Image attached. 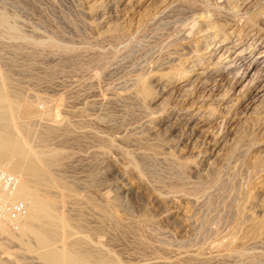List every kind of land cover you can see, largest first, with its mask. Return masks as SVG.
Here are the masks:
<instances>
[{
  "label": "rangeland",
  "instance_id": "obj_1",
  "mask_svg": "<svg viewBox=\"0 0 264 264\" xmlns=\"http://www.w3.org/2000/svg\"><path fill=\"white\" fill-rule=\"evenodd\" d=\"M114 1L0 0V81L76 191L61 209L82 248L111 264H264V0H136L102 19ZM52 103L61 125L40 119ZM0 253L37 263L8 236Z\"/></svg>",
  "mask_w": 264,
  "mask_h": 264
},
{
  "label": "bare ground",
  "instance_id": "obj_2",
  "mask_svg": "<svg viewBox=\"0 0 264 264\" xmlns=\"http://www.w3.org/2000/svg\"><path fill=\"white\" fill-rule=\"evenodd\" d=\"M137 1H139V0H137ZM233 1H235V0H233ZM153 2H154V0H153ZM137 4L138 3L136 2V0H127L126 2H122V0H115L114 2L106 5V9L103 11L104 14H102L103 15L102 19L105 20V19L117 18L119 15H121V13L123 11H131V9H133V8L135 9ZM91 7L93 9H95L96 5L93 4ZM240 9H242V8H240ZM234 15H235V13H234ZM3 16L2 15L0 16V27L8 25V22L5 20V18ZM256 16H258V15H256ZM99 17L101 18L100 15H99ZM203 17L205 18V16H203ZM199 18H201V17L199 16L198 19ZM196 19L197 18H195V21H196ZM97 20H99V18ZM212 20H214V19H212ZM116 21L117 20H115V22ZM211 21L209 23H213ZM110 22L112 23V21H109V23ZM201 22L203 25V21H201ZM12 24H14V23H12ZM12 24H11V26H12ZM102 24H104V22ZM104 26H105V24H104ZM106 26H108V25H106ZM215 26L216 25H214V27ZM109 27H111V26L109 25ZM206 29H208V28H206ZM11 30L15 31V28L12 27ZM202 31H203V29H202ZM194 37H195V35H194ZM200 37L204 40L203 42H205V43L210 38L211 41H214L216 43V46H217L216 49L221 48L220 47L221 44L216 42L215 36L213 34L206 32V33L201 34ZM194 42H196V41H194ZM210 44H212V43H210ZM222 46H224V45H222ZM187 47H188V45H187ZM199 48H201V47H199ZM207 48H209V47L207 46ZM223 49H226V48H223ZM202 50H203V48H202ZM193 51L195 53V50H193ZM223 51H224V54H226V57H225L226 60H228V64H226L225 67H226V69H228L231 72V71H233V69L236 66L234 64V61L240 57V54L239 53L233 54V51H231L230 48L227 50H223ZM197 52H198V50H197ZM197 52H196V55L198 54ZM199 54H202V53H200V50H199ZM195 56H193V57H195ZM246 67H247V65H246ZM185 74H187V73H185ZM185 78H187V77H185ZM140 84L138 86L139 88H140ZM11 86L13 87V85H11V83L9 81H8V84L6 81H3V80L0 81V169L14 175L17 178V186H16L15 190H13V192H11L10 194L8 193V195H5L3 197V199L8 204H12L15 202H21L25 207V211L18 218H12V217L8 216V218L1 220L0 221V235L1 236H8L9 238L16 241L19 244V247L22 249V251H25L26 253L30 254L32 256V258L35 259L37 261V263H39V264H111L112 261L110 260L108 254L104 251V248H102V249L97 248L95 250L94 249L93 250H87V249L82 248V244H87L90 238L87 237L86 235H82V233L81 234L79 233L80 234V236H79L77 229L80 228L81 225L80 224L78 225L76 223L74 225L72 222H71L72 223L71 224L70 218L68 219L69 216L67 217L61 209L63 206L62 205V199L69 197V196H64V198H63V192L66 191L68 193V195L76 196V193H75L76 191L74 192V190L71 187L67 186L65 183H63L60 180H59L60 181L59 183L56 182V180L53 177L54 175L52 176L51 173L49 172L50 170H48L47 165L49 164L50 160H49L47 152L42 151V149H38L36 146H34L32 144V141L30 139V130L26 126V123L24 124L23 122H21V120L18 116V111H19V108L21 107V106H19L20 105V99H22L24 97L20 98L21 93L20 94L16 93L13 89H11ZM187 90H191V89L189 88ZM21 101L25 102V100H21ZM30 101L31 102L33 101V104H34V100H30ZM28 104H30V103L28 102ZM36 105H37V103H36ZM51 105L53 106V103ZM51 105H49V107H51V108H47L43 113H40L41 114L40 116H42V117H40V116L39 117H40V119L42 118V121H43V119L45 121L46 120L51 121V122L53 121V122H56L58 125L59 119L56 118V116H58V115H57V113H55V107L57 106V104L54 105L53 108ZM53 110H54V113L56 115L53 113ZM75 118H77V117H75ZM60 120H62V119H60ZM32 122L33 121H31V123ZM39 123H40V120H39ZM105 194H106V192H105ZM107 194H109V193H107ZM102 204H104V203H102ZM98 205H99V203H98ZM104 205H106V204H104ZM101 206L102 205H100V207ZM109 206H111V205H109ZM70 209H72V208H70ZM254 229L256 232L259 229V226H256ZM251 233H253V232H251ZM251 236L253 237V234ZM89 242H91V241H89ZM12 249H13V247H12ZM231 254H233V253H231ZM33 262H34V260H33ZM33 262H32V264H34Z\"/></svg>",
  "mask_w": 264,
  "mask_h": 264
},
{
  "label": "built area",
  "instance_id": "obj_3",
  "mask_svg": "<svg viewBox=\"0 0 264 264\" xmlns=\"http://www.w3.org/2000/svg\"><path fill=\"white\" fill-rule=\"evenodd\" d=\"M16 186L17 178L14 175L0 169V221L8 218V216L18 218L25 211V207L21 202L8 204L3 199L5 195L13 192Z\"/></svg>",
  "mask_w": 264,
  "mask_h": 264
}]
</instances>
